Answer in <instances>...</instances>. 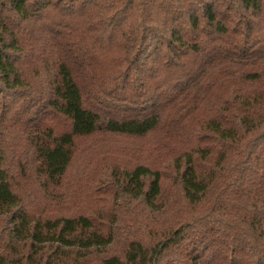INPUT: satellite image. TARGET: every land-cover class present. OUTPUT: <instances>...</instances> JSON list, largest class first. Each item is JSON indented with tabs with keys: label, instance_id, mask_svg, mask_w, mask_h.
Masks as SVG:
<instances>
[{
	"label": "trees",
	"instance_id": "obj_1",
	"mask_svg": "<svg viewBox=\"0 0 264 264\" xmlns=\"http://www.w3.org/2000/svg\"><path fill=\"white\" fill-rule=\"evenodd\" d=\"M0 264H264V0H0Z\"/></svg>",
	"mask_w": 264,
	"mask_h": 264
},
{
	"label": "rangeland",
	"instance_id": "obj_2",
	"mask_svg": "<svg viewBox=\"0 0 264 264\" xmlns=\"http://www.w3.org/2000/svg\"><path fill=\"white\" fill-rule=\"evenodd\" d=\"M147 142L148 140L146 139H132L124 136L110 135L98 136L93 139L82 141L79 145V151L76 154L72 168L70 169L69 186L73 188L77 187L76 181L86 176L88 179H92L94 187H97L98 191H100V189H102L101 184L98 183V181L101 180L100 177H102L101 181L105 179L104 182L110 180L108 176L113 166H117L120 169H128L138 164L137 159L139 158H134L131 153L124 155L112 152L119 153L121 150L130 152L129 150H135L137 145H144ZM108 152L111 153L109 156L106 155ZM110 162L114 163L112 164ZM139 162H141V160H139ZM30 185L31 186L25 188L26 192L35 197V199L40 198L42 194L39 187L36 184Z\"/></svg>",
	"mask_w": 264,
	"mask_h": 264
}]
</instances>
